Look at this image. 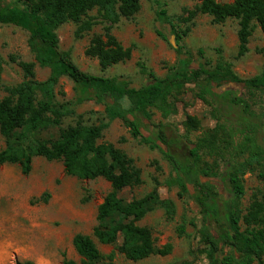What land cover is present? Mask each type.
<instances>
[{
  "label": "trees",
  "instance_id": "1",
  "mask_svg": "<svg viewBox=\"0 0 264 264\" xmlns=\"http://www.w3.org/2000/svg\"><path fill=\"white\" fill-rule=\"evenodd\" d=\"M150 1L157 6L158 20L169 25L178 61L168 67L164 76L141 65L148 80L137 88L114 77L81 70L67 51L60 50L57 29L72 22L78 38L102 24L103 33L90 38L84 53L105 70L130 58L131 47H124L110 29L121 19L133 17L141 0H14L12 4H0V24L25 30L34 58L33 62L16 61L23 78L16 85L5 87L6 95L0 99V135L4 140L0 164H18L20 171L28 174L33 157L40 156L48 161L60 160L67 175L103 178L109 182L110 191L97 206L91 235L105 245L115 244L121 237L118 250L131 261L169 254L172 245L156 247L151 230L138 221L155 208H162L171 218L174 203L154 194L122 199L121 190L142 183L140 170L113 143L99 142L110 123L120 119L134 138L162 153L171 170L165 184L176 186L178 196H188L199 208L203 247L198 252L211 260L222 255L219 264H264V192L257 190L244 214L236 209L245 193L243 175L256 172L264 179V67L245 81L222 57L211 64L202 49L197 50L200 62H186L192 54L182 44L197 16L207 15L215 24L232 19L237 24V55H244L254 30L259 28L264 33V0H197L193 7H185L174 16L167 13L160 0ZM256 51L264 54V46ZM36 64L49 69L45 79L35 77ZM62 76L87 94L85 98L78 97L76 104L86 99L103 105V116L98 122L83 120L72 103L57 99L56 86ZM199 82H203L199 97L212 106L216 121L206 136L194 142L170 126L152 121V107L168 115L175 110L185 86ZM235 83H244L247 94ZM220 103L227 105V115L219 112ZM67 117H75V122L64 126ZM183 125L186 131H192L200 127V121L186 115ZM52 129L57 130L56 136H40ZM240 136L242 139L234 144ZM207 149L217 152L213 163L205 160ZM230 150L233 155L226 158L223 152ZM245 153L246 157L237 158ZM240 220L242 230L235 226ZM183 232L184 225H180L178 233ZM73 246L80 262L64 259L61 264H115L114 252L103 254L90 235L76 234ZM15 264L34 263L25 260ZM168 264L191 263L184 260Z\"/></svg>",
  "mask_w": 264,
  "mask_h": 264
},
{
  "label": "rangeland",
  "instance_id": "2",
  "mask_svg": "<svg viewBox=\"0 0 264 264\" xmlns=\"http://www.w3.org/2000/svg\"><path fill=\"white\" fill-rule=\"evenodd\" d=\"M230 2L232 0H218ZM14 0H0V4ZM170 16L178 15L183 8H191L197 0H160ZM157 6L150 0H141L139 11L129 19H121L114 24L110 32L124 46L131 47L129 59L102 70L98 61L85 55L84 51L94 34L103 33V25L97 24L81 37H75L76 25L66 22L57 29L59 48L70 54L72 61L83 71L114 77L123 80L131 87H139L148 80L147 71L157 76H164L168 67L177 63L176 43L169 25L161 23L157 18ZM95 13V12H93ZM236 21L229 19L222 24H215L207 15L195 18L190 32L182 44L190 51L191 58L186 62H200L197 50L202 49L204 57L214 64L219 57L231 64V69L243 80L258 74L264 67V54L256 49L264 46V33L256 28L250 37L248 51L237 55L238 40ZM159 33L162 34L160 36ZM28 34L25 30L12 24H0V99L6 95L5 87L18 84L23 72L16 61L33 62L34 58L27 45ZM35 77L43 80L49 74L48 68L34 67ZM203 82L187 84L180 101L175 103V110L168 115L152 107V121L155 124L170 126L175 132L185 135L191 141L206 136L215 125L212 106L205 103L201 94ZM241 92L247 94L244 83H235ZM87 94L70 79L62 76L56 86V97L60 102L72 103L76 114L87 122H98L103 116V105L86 100L75 103L78 97ZM208 98V97H207ZM209 99V98H208ZM219 112L226 114V104H218ZM258 111L257 106L253 107ZM220 113V114H221ZM186 115L194 116L200 121L196 130L186 131L183 122ZM75 117H67L64 126L73 124ZM57 130L42 132V138L56 136ZM242 137L236 138L238 143ZM111 142L133 160L140 170L142 183L127 187L119 192L125 201L140 198L146 194L158 195L162 199H170L175 205V213L168 218L162 208L147 212L138 224L151 230L156 247L169 243L172 249L166 255H151L143 260L131 261L118 250L122 239L115 244H101L91 233L96 224L97 206L110 191V184L103 178L79 179L64 172L60 160L48 161L35 156L32 159L28 174L20 171L18 164H0V264H15L17 261L31 260L34 264H61L64 259L80 262V256L73 246L76 234L90 235L103 254L114 252L115 264H168L189 261L191 264H219L222 255L211 260L206 254L198 251L202 228L199 208L186 195L178 196L176 186H167L165 180L170 176V166L157 148L134 138L129 128L120 119L113 120L103 132L99 142ZM4 140L0 135V149ZM214 148V146H212ZM212 150H206L205 160L213 163L217 156ZM229 158L233 152L224 151ZM247 154H239L238 159ZM222 169L220 166L219 170ZM245 193L238 202L239 214L252 201L257 190L264 192V179L256 172L247 171L243 175ZM45 195V196H44ZM184 225V232L178 233V227ZM235 226L244 229L240 220Z\"/></svg>",
  "mask_w": 264,
  "mask_h": 264
}]
</instances>
